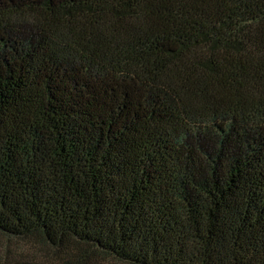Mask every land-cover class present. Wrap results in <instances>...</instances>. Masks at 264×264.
Returning a JSON list of instances; mask_svg holds the SVG:
<instances>
[{
	"label": "trees",
	"instance_id": "trees-1",
	"mask_svg": "<svg viewBox=\"0 0 264 264\" xmlns=\"http://www.w3.org/2000/svg\"><path fill=\"white\" fill-rule=\"evenodd\" d=\"M264 264V0H0V264Z\"/></svg>",
	"mask_w": 264,
	"mask_h": 264
},
{
	"label": "rangeland",
	"instance_id": "rangeland-1",
	"mask_svg": "<svg viewBox=\"0 0 264 264\" xmlns=\"http://www.w3.org/2000/svg\"><path fill=\"white\" fill-rule=\"evenodd\" d=\"M102 264H120V263L109 260L108 262H102Z\"/></svg>",
	"mask_w": 264,
	"mask_h": 264
}]
</instances>
